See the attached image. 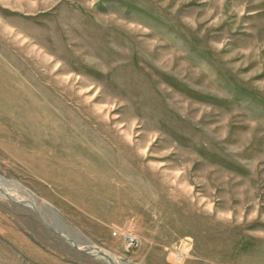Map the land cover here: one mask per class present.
I'll return each instance as SVG.
<instances>
[{"label": "rangeland", "instance_id": "374dc122", "mask_svg": "<svg viewBox=\"0 0 264 264\" xmlns=\"http://www.w3.org/2000/svg\"><path fill=\"white\" fill-rule=\"evenodd\" d=\"M0 189V264H264V0H0Z\"/></svg>", "mask_w": 264, "mask_h": 264}, {"label": "built area", "instance_id": "2783aa9c", "mask_svg": "<svg viewBox=\"0 0 264 264\" xmlns=\"http://www.w3.org/2000/svg\"><path fill=\"white\" fill-rule=\"evenodd\" d=\"M127 251H132L138 246V239L135 234L128 233L124 236Z\"/></svg>", "mask_w": 264, "mask_h": 264}, {"label": "bare ground", "instance_id": "6f19581e", "mask_svg": "<svg viewBox=\"0 0 264 264\" xmlns=\"http://www.w3.org/2000/svg\"><path fill=\"white\" fill-rule=\"evenodd\" d=\"M1 190V189H0ZM7 194V193H6ZM91 254L92 255H96L97 257H104L106 260L108 259L109 261H113V257H110L109 255H107L104 251L94 248L91 250ZM111 264V263H110Z\"/></svg>", "mask_w": 264, "mask_h": 264}]
</instances>
